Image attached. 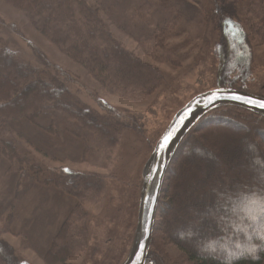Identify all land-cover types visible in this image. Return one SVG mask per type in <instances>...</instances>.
Returning a JSON list of instances; mask_svg holds the SVG:
<instances>
[{
  "label": "trees",
  "instance_id": "obj_1",
  "mask_svg": "<svg viewBox=\"0 0 264 264\" xmlns=\"http://www.w3.org/2000/svg\"><path fill=\"white\" fill-rule=\"evenodd\" d=\"M1 1L21 11L36 30L82 66L100 87L131 100L153 93L164 77L157 65L121 46L109 27L119 28L148 55L159 58V52L168 51L170 46L176 51L171 42L181 31L183 37L189 34L179 26L182 19L190 17L187 12L195 18L207 16V11L202 15L194 11L197 5L188 0ZM213 5L208 15L216 35L215 85L242 89L252 72V48L264 45L263 1L242 4L244 25L237 19L238 0H214ZM150 14L158 16L155 23ZM195 28L203 34L204 30ZM194 40H202V36L185 42ZM39 57L42 66L20 59L0 37V154L10 161L29 160L11 135L15 122H35L48 115L59 119L57 113L63 112L69 118H78L85 139L109 158L125 124L117 119L118 114L102 118L86 106L69 87L76 78L68 70L53 66L44 54ZM249 145L264 156V117L240 107L216 108L190 129L164 177L146 264H178L166 249L170 244L178 246L192 264H221L218 258L202 254L198 241L220 236L223 218L233 210L239 211L246 193L264 192V164L253 165L254 152ZM66 171L53 183L75 196L76 202L45 253V260L51 264L64 263L85 245L86 197L89 192L99 194L103 184L100 175ZM0 264H26L2 238ZM236 264H264V245L258 259L241 258Z\"/></svg>",
  "mask_w": 264,
  "mask_h": 264
},
{
  "label": "rangeland",
  "instance_id": "obj_2",
  "mask_svg": "<svg viewBox=\"0 0 264 264\" xmlns=\"http://www.w3.org/2000/svg\"><path fill=\"white\" fill-rule=\"evenodd\" d=\"M188 1L197 5L194 11L199 10L201 15L207 11L206 20L187 12L190 17L182 19L179 26L189 34L183 37L181 31L171 42L176 51L172 46L168 51L161 50L160 60L158 51L159 58L148 55L119 28L109 27L121 46L157 65L164 77L153 93L131 100L100 87L82 66L68 59L53 41L36 30L21 11L0 0V37L7 49L37 66H42L39 54H44L49 63L68 70L76 78L68 83L69 87L86 106L98 111L102 118L118 114L117 119L125 124L108 158L104 150L85 139L86 133L76 122L78 118H69L63 112L57 113L59 119L48 115L35 122L14 121L11 135L19 142L20 153L28 154L29 160L10 161L0 154V238L8 241L24 263L51 264L45 260V253L76 202L75 196L60 189L53 180L69 169L100 175L103 184L99 194L89 192L86 197L85 245L64 263L57 264H121L126 257L136 226L143 164L173 114L195 94L216 87V35L211 31L208 15L214 0ZM247 2L238 0L237 19L242 25L241 6ZM149 16L155 23L158 16ZM196 26L204 30L203 34ZM200 35L202 40L185 42ZM252 53V72L242 90L264 97V45H254ZM166 249L178 264H192L175 244L166 245Z\"/></svg>",
  "mask_w": 264,
  "mask_h": 264
},
{
  "label": "water",
  "instance_id": "obj_3",
  "mask_svg": "<svg viewBox=\"0 0 264 264\" xmlns=\"http://www.w3.org/2000/svg\"><path fill=\"white\" fill-rule=\"evenodd\" d=\"M261 104H264V97L240 88L216 86L195 94L173 114L143 164L136 226L129 251L121 264H146L164 176L190 129L212 110L224 106H237L264 117ZM166 137L170 139L164 146Z\"/></svg>",
  "mask_w": 264,
  "mask_h": 264
},
{
  "label": "clouds",
  "instance_id": "obj_4",
  "mask_svg": "<svg viewBox=\"0 0 264 264\" xmlns=\"http://www.w3.org/2000/svg\"><path fill=\"white\" fill-rule=\"evenodd\" d=\"M253 165L264 164L254 145ZM239 211L233 210L223 218L221 235L198 241L202 254L218 258L221 264H236L241 258L258 259L264 245V192L246 193Z\"/></svg>",
  "mask_w": 264,
  "mask_h": 264
},
{
  "label": "snow or ice",
  "instance_id": "obj_5",
  "mask_svg": "<svg viewBox=\"0 0 264 264\" xmlns=\"http://www.w3.org/2000/svg\"><path fill=\"white\" fill-rule=\"evenodd\" d=\"M233 98H234V99H239V97H233ZM248 102H251V101H248ZM260 106H261V107H264V104H261ZM168 139H170V137H166V138H165V144H164V146H166V142H167Z\"/></svg>",
  "mask_w": 264,
  "mask_h": 264
}]
</instances>
